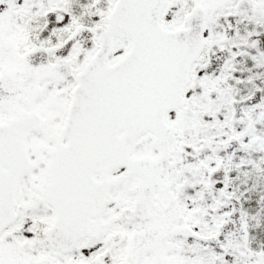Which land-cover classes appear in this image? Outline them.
Returning a JSON list of instances; mask_svg holds the SVG:
<instances>
[{
    "label": "snow or ice",
    "instance_id": "1",
    "mask_svg": "<svg viewBox=\"0 0 264 264\" xmlns=\"http://www.w3.org/2000/svg\"><path fill=\"white\" fill-rule=\"evenodd\" d=\"M0 264H264V0H0Z\"/></svg>",
    "mask_w": 264,
    "mask_h": 264
}]
</instances>
